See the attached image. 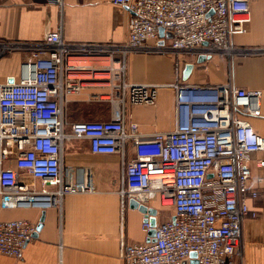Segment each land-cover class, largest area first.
I'll list each match as a JSON object with an SVG mask.
<instances>
[{
    "label": "built area",
    "instance_id": "1",
    "mask_svg": "<svg viewBox=\"0 0 264 264\" xmlns=\"http://www.w3.org/2000/svg\"><path fill=\"white\" fill-rule=\"evenodd\" d=\"M63 14L65 0H46ZM129 10L122 44L72 43L63 25L40 42H0V58L24 56L20 75L0 85V197L3 209L53 207L64 198L95 192L92 167L66 162L84 143L97 155H119L122 207L160 201L173 218L157 224L155 237L126 244L124 212L120 258L129 264H234L242 257V222L257 218L249 201L250 165L264 169V137L250 124L260 115L261 91L233 82L232 62L264 56L263 47H239L248 32L252 0H113ZM164 29V36H160ZM172 57L176 80V124L172 131L146 136L128 120L133 106L156 107L160 86L130 81L133 55ZM200 57L229 60L224 84L182 81V66ZM194 68V69H195ZM88 103H106L110 118L72 122L68 108L85 92ZM260 155L255 159L256 155ZM20 172L41 181L39 191ZM264 187V176L258 179ZM143 231L152 230L145 222ZM37 227L26 219L0 221V255L23 256Z\"/></svg>",
    "mask_w": 264,
    "mask_h": 264
},
{
    "label": "crops",
    "instance_id": "2",
    "mask_svg": "<svg viewBox=\"0 0 264 264\" xmlns=\"http://www.w3.org/2000/svg\"><path fill=\"white\" fill-rule=\"evenodd\" d=\"M252 22L248 32L235 37L239 47L264 46V0H252ZM129 10L115 5L113 0H65L63 14L59 7L46 0H0V42H40L63 25L64 39L72 43L122 44L127 40ZM24 56L20 53L0 58V85L17 80ZM230 61L214 57L197 65L188 82L190 84H224L229 79ZM233 82L236 87L261 91L260 115L250 119L252 127L264 137V56L237 58L232 62ZM183 73V68H182ZM130 81L136 84L160 86L156 107L133 106L128 120L139 124L146 136L172 131L176 124L174 91L168 88L176 80L172 57L159 55H133L129 59ZM89 92L80 95L87 103ZM79 97V96H78ZM70 117V116H69ZM110 118L109 112L106 119ZM71 120V118H70ZM72 121V120H71ZM74 122V121H72ZM260 155H256L255 159ZM66 162L92 167L95 174V192L70 195L61 205L6 210L0 197V221L26 219L38 227L45 213L43 227L37 237L25 247L22 258L0 255V264H129L120 258L122 239L120 224L124 212L126 244L150 241L149 233L142 229L144 216L131 209L129 201L122 207L117 184L111 175L120 169L119 155H97L84 143L79 154L68 153ZM249 187L259 192L257 199L249 201L257 218L242 222V257L234 264H264V187L258 179L264 169L250 165ZM24 183L39 191L41 181L20 172ZM149 208L157 211L156 225L173 218L160 201H152ZM195 262L192 261L191 264Z\"/></svg>",
    "mask_w": 264,
    "mask_h": 264
},
{
    "label": "rangeland",
    "instance_id": "3",
    "mask_svg": "<svg viewBox=\"0 0 264 264\" xmlns=\"http://www.w3.org/2000/svg\"><path fill=\"white\" fill-rule=\"evenodd\" d=\"M219 58V57H218ZM184 70V65L182 66ZM83 96H76L68 108V114L72 121H93L106 120L107 113L110 112V107L106 103H86L80 99ZM112 181L117 184V188L123 183V166L120 163V169L117 174L111 175ZM166 213L172 214L173 207L171 205L165 206Z\"/></svg>",
    "mask_w": 264,
    "mask_h": 264
},
{
    "label": "water",
    "instance_id": "4",
    "mask_svg": "<svg viewBox=\"0 0 264 264\" xmlns=\"http://www.w3.org/2000/svg\"><path fill=\"white\" fill-rule=\"evenodd\" d=\"M160 36L163 37L164 36V29H160ZM207 59L205 57H200L198 60V64L204 63ZM195 66L193 64H187L183 70L182 73V81L186 82L190 79L192 72L194 70ZM129 205L131 209H135L138 210L140 213H142L143 215L146 216V220L145 222H149L152 226V230L149 233V236L155 237V230L154 228L156 227V215H157V211L155 209L149 208L145 205H141L138 201H136L135 199H130L129 200ZM45 219V213L42 214V218L40 221V225L37 227L36 233L34 234L33 237H37L39 231L42 229L43 227V222ZM187 262H184L183 264H186ZM194 264H197V262L195 261Z\"/></svg>",
    "mask_w": 264,
    "mask_h": 264
}]
</instances>
